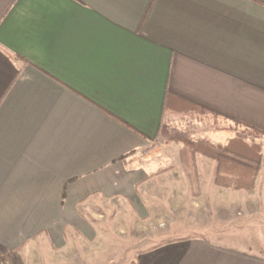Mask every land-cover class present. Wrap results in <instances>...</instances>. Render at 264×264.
Masks as SVG:
<instances>
[{
  "label": "crops",
  "instance_id": "1",
  "mask_svg": "<svg viewBox=\"0 0 264 264\" xmlns=\"http://www.w3.org/2000/svg\"><path fill=\"white\" fill-rule=\"evenodd\" d=\"M198 119L264 157V0H0V264H264V211H202L262 199L264 163L250 192L169 166L161 130ZM187 200L197 235L161 242ZM128 211L156 241L129 258Z\"/></svg>",
  "mask_w": 264,
  "mask_h": 264
},
{
  "label": "trees",
  "instance_id": "2",
  "mask_svg": "<svg viewBox=\"0 0 264 264\" xmlns=\"http://www.w3.org/2000/svg\"><path fill=\"white\" fill-rule=\"evenodd\" d=\"M195 108V105H192ZM188 109L189 106L187 107ZM203 110V109H202ZM183 112V111H181ZM186 110L184 114H190ZM225 144H213L208 140L194 142L186 137L169 136L167 129L161 130L160 137L180 145L179 159L184 174L191 185L196 178V157L203 156L215 163L214 185L218 188L250 192L255 188L257 176L264 160L256 129L243 128Z\"/></svg>",
  "mask_w": 264,
  "mask_h": 264
},
{
  "label": "rangeland",
  "instance_id": "3",
  "mask_svg": "<svg viewBox=\"0 0 264 264\" xmlns=\"http://www.w3.org/2000/svg\"><path fill=\"white\" fill-rule=\"evenodd\" d=\"M195 115H200V114L197 113ZM183 122H184L183 124H181L179 126L171 127L173 129L167 130L169 136L177 135L179 137H186V138L191 139L194 142H199L202 140H208V141L212 142L209 139L211 136L210 137L208 136V134H207L208 132L206 133V131H204V128H200L199 119L196 121L195 120H193V121L185 120ZM230 127L235 128V126H233V125H231ZM241 131H244V129L241 127H238V129L233 132L232 138L235 136V133H239ZM223 136H227V135H223ZM223 136H218L217 140L219 141L220 138H223ZM167 138H168V136H167ZM167 138H162V140L159 143H163L164 145H167V146L170 145V148H167V152H168V155H170L169 157H171L169 160V166L171 167L172 165H175L176 162H178V151H179V147L181 148V146L177 145L171 141H168ZM213 144H215V143H213ZM261 152H262V146H261ZM199 157H202V159L209 161L208 158H205L203 156H199ZM263 163H264V160H263ZM263 163H262V165H263ZM205 167H208V165L206 164ZM181 169H182V167H181ZM261 169H262V167H261ZM261 169H260V171H261ZM182 171H183V169H182ZM208 171H209V169H206L205 173H208ZM198 172H199V170H198V164H197V158H196V173L198 174ZM261 178H262V184L263 185L260 184V186L263 187V189H264V167L262 169ZM208 196H209V194H208ZM189 202H190L189 200H187V202H186L185 215H181V214L179 216L176 215L177 212H181V211H170V217L171 218H169V223L167 222V220H165L167 225H166V228L162 230L163 231L162 237L160 239L161 242L166 241V240H172L173 238L190 237V236L192 237V236L197 235V231L194 230V227L192 225V221H191L190 217L188 216V214L193 215L192 211H189V209L190 210L192 209ZM206 202H212V203H214V205L209 204L208 208L204 209L202 211H264V196L258 202L255 200H242V201H238V202H231L229 200L223 201L217 195L211 194L210 199H208L207 201L204 199L202 200V205L204 206ZM174 205L177 207H181V199L178 202H174ZM209 213H211V212H208V214ZM127 214L128 215H126V216L124 215L122 217V219H124L123 222L126 225H125V229L121 231L122 232L121 234L118 231H115V232L113 231V233L110 232L111 234L108 232H103V233L107 239H111L112 241H116L118 245H121L122 246L121 250L127 251L126 256H127V258H129L130 254H133L135 249L143 250V249L151 246L156 241L155 240L152 241L150 239L148 241L142 242L143 241L142 238H144L147 235V232L144 229V224H145L143 222L144 220L142 221V225L140 226L139 220H138V222H135L136 219H138V218H136V216L133 217L132 211H128ZM108 218H110V217L106 216V215L103 216L102 220H100V223H106ZM170 221H171V223H170ZM108 223H107V226H111L110 224H115V222H111L109 224ZM108 228L110 230L113 227H108ZM115 249H117V248H115Z\"/></svg>",
  "mask_w": 264,
  "mask_h": 264
}]
</instances>
